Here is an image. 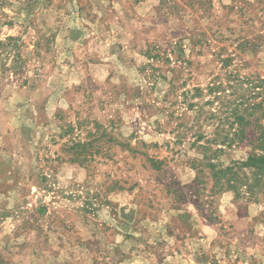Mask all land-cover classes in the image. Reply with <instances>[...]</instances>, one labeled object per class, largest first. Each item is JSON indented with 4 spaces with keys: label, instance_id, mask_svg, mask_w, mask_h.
I'll return each mask as SVG.
<instances>
[{
    "label": "rangeland",
    "instance_id": "1",
    "mask_svg": "<svg viewBox=\"0 0 264 264\" xmlns=\"http://www.w3.org/2000/svg\"><path fill=\"white\" fill-rule=\"evenodd\" d=\"M255 122L264 0H0V264H264Z\"/></svg>",
    "mask_w": 264,
    "mask_h": 264
},
{
    "label": "trees",
    "instance_id": "2",
    "mask_svg": "<svg viewBox=\"0 0 264 264\" xmlns=\"http://www.w3.org/2000/svg\"><path fill=\"white\" fill-rule=\"evenodd\" d=\"M11 40L12 38H8ZM255 106L244 105V101L241 99L236 104H234V108L231 110V116L233 117V123L236 124L235 127L232 128V131H226L223 134V142H227V146L231 145L235 140L241 141L246 134L245 125L250 123V120L245 118L246 116H251L253 111L255 110ZM256 136L251 140L254 144V148H261L264 144V127L258 122L256 123ZM250 168L252 169V174L254 176L260 175L264 172V154H259L257 152L251 153L246 160L233 162L232 165L229 166H220L218 168L219 173L224 172H237V169L240 168ZM246 185V188L251 189V184L249 182L243 183Z\"/></svg>",
    "mask_w": 264,
    "mask_h": 264
}]
</instances>
